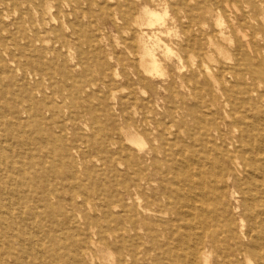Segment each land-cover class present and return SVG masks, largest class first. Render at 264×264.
<instances>
[{
	"label": "rangeland",
	"instance_id": "obj_1",
	"mask_svg": "<svg viewBox=\"0 0 264 264\" xmlns=\"http://www.w3.org/2000/svg\"><path fill=\"white\" fill-rule=\"evenodd\" d=\"M7 1L0 0V115L16 125L9 116L16 107L22 117L21 135L6 144L7 162L17 160L21 172L7 173V186L17 192L12 211L26 215L21 239L5 240L7 264L17 257L18 264H90L88 253L95 264H130L128 246L136 251L150 244L147 228L164 231L153 242L160 249L135 264H190L199 246L196 217L211 225L212 213L222 212L215 181L221 190L223 162L206 142L211 124L230 123L231 111L237 121L252 114L250 97L264 116V79L244 62L264 54L261 0ZM145 4L163 17L161 25L135 24ZM21 15L25 34L17 38L13 22ZM140 35L151 45L161 40L155 47L159 73L142 69ZM20 68L32 77L16 75ZM230 71L245 74L249 94ZM214 78L228 83L221 88ZM32 105L41 116H33ZM127 133L142 141L140 149L127 144ZM154 148L161 161L155 173L162 174L156 186L176 204L185 197L187 215L181 221L166 208L145 213L144 221L136 217V230L127 227L124 241L116 242L110 228L124 215L115 208L116 184L135 178L137 165H145L141 157H152ZM27 162L36 165L34 172H24ZM228 194L222 191L225 199ZM36 241L45 254L37 253Z\"/></svg>",
	"mask_w": 264,
	"mask_h": 264
},
{
	"label": "bare ground",
	"instance_id": "obj_2",
	"mask_svg": "<svg viewBox=\"0 0 264 264\" xmlns=\"http://www.w3.org/2000/svg\"><path fill=\"white\" fill-rule=\"evenodd\" d=\"M15 1L8 0L7 2L15 3ZM151 1L154 2L155 0ZM7 2H4L3 5H7ZM28 2L29 0H23L22 4ZM260 2L261 8L264 9V0ZM60 6L61 3L58 4V7ZM52 7L50 5L48 9L51 10ZM162 18L157 11L153 10L148 4H145L135 24L141 29L143 27L154 28L157 25H161L159 21ZM23 19L24 17L21 15V17L19 16L13 22L16 26L15 33L17 38L25 34L22 27H19L21 23L23 24ZM221 23L219 22V25H217L222 26ZM6 30V26H3L2 31ZM220 34L222 37L224 32L221 31ZM155 39L156 41L152 43L153 46L144 39L143 35H140L138 40L141 67L145 73L150 75L161 71L160 63L155 54V47L160 45L161 40L157 37ZM31 40H29V44H31ZM24 48L20 47L19 50L22 51ZM261 55V59L259 55L255 57L251 55L247 56L244 58V62L247 68L252 66L257 76L264 79V54L262 53ZM248 71L252 72L251 69H248ZM12 72L10 71V73ZM14 72L23 79H26L28 75L32 77L31 74L24 72L22 68ZM233 72L238 77L236 84L243 88V93L247 94L250 88L248 86V78L245 77L244 73L239 71ZM233 72L230 71L232 75ZM116 76L118 77V74ZM237 77L234 76V78ZM214 81L221 88L228 83L224 79L217 80V78H214ZM255 93L257 92H254L253 95ZM254 102L256 101L252 97L248 99L247 103L255 106L252 110L253 112L252 114L245 113L239 121H237L234 113L231 111L227 114V118L231 120L230 123L222 122V124H219L217 120H214V123L211 124L213 128L212 133L209 134V139L206 142L210 150L216 154L214 158L223 162L221 164L222 171L219 175L222 178L221 182H223L221 190L218 189L217 182L215 181V191L221 192L217 195V200L222 212L220 213V217H218L216 211L212 213L211 216L214 219L213 221L211 220V225L207 224L204 218L196 217L194 226L198 232L195 240L199 246L189 254L190 264H197L198 256L202 264H264V116L261 114V111H258L259 109ZM227 106L228 104L225 108ZM31 110L35 113L33 116H41L39 106L32 105ZM9 116L19 123L12 125V121L8 122V115H0V132L3 138L2 143H0V264H7L6 259L3 257L5 240L12 239L18 241L21 239L25 230L20 227V223H24L26 218L24 213L16 215L12 211L16 205L15 203H11L13 196H15L13 193L17 192H12V189L7 186L10 184L7 173L12 170L21 172L17 160H14L16 163L7 162L10 159L11 149L6 144L21 135L22 132L19 130V127L21 126L22 117L19 115L16 107L12 109V114ZM19 141L21 142V140ZM126 141L134 149H140L142 146V141L131 133L126 134ZM21 144L24 145L23 143ZM17 147L19 146L17 145ZM158 153L160 154L154 148L152 157H141L145 165H137L135 178H131L127 182L125 180L122 186L116 184V188H119L116 190L115 199L118 205L115 208L120 207L124 212L123 217L119 216L116 219L119 227L110 228L111 237L116 242L119 239L122 242L124 241L125 232H128L127 227L136 230V217L139 216L141 217V221H144L145 213L160 214L166 211V208L168 211L178 214L181 221L187 215L185 212L187 199L185 197L181 198V201L176 204L164 192L162 184L156 186V181L161 180L160 175H162L155 173V171L160 170L161 166V161H158ZM17 157L19 160L22 155L17 153ZM35 168V164L27 162L24 172H34ZM147 172L149 174H146ZM4 174L6 175L5 177ZM226 190L229 191V194L225 199L222 196V191ZM110 197L106 196L109 201L111 200ZM144 201L146 202L145 205H143ZM103 202L107 203L106 201ZM47 203L50 205L49 201ZM85 204L88 205L89 203L85 202ZM102 205L104 206V204ZM104 207H108V205ZM192 219L194 220V218ZM157 222L161 221L158 220ZM157 225L159 227V224ZM163 233L164 231L160 229L147 228L146 236L150 240V244L143 250L138 249L137 246L136 251L128 246V254L125 256L126 263L130 261V264H135L134 259L137 258L139 260V256H151L150 254L157 252V248L160 249V246L155 247L153 242H157V239ZM92 236H94V233H92ZM36 242L35 248L37 253L39 255H41V252L45 254L46 250L43 247V242ZM185 243V240L181 238L179 245L183 246ZM96 245V242H91L92 247H96ZM133 251L134 255H130ZM87 255H89L90 264H95L93 255L90 253ZM110 255L106 254L107 257ZM121 260L123 258H120ZM19 262L20 259L17 257L16 264ZM119 264H122V262Z\"/></svg>",
	"mask_w": 264,
	"mask_h": 264
}]
</instances>
